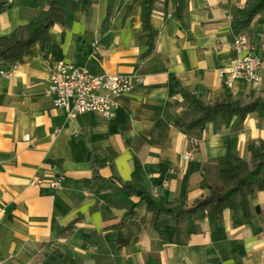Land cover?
Returning a JSON list of instances; mask_svg holds the SVG:
<instances>
[{"label": "crops", "instance_id": "1", "mask_svg": "<svg viewBox=\"0 0 264 264\" xmlns=\"http://www.w3.org/2000/svg\"><path fill=\"white\" fill-rule=\"evenodd\" d=\"M129 1L91 0L84 9L83 0H69L48 30L46 55L34 43L15 65L0 66L9 71L0 74V264H264V191L249 198L251 218L241 225L224 209L218 221L197 212L180 227L174 215L147 206L192 205L206 162L248 159V145L264 141V117L255 113L242 122L233 117L218 132L206 121L200 140L177 126L188 112L184 90L204 103L264 92V63L257 84L229 85L218 74L238 58L239 33L264 61L263 34L234 23L246 0H185L181 18L171 0H156L151 52L141 0ZM0 6V36H9L36 20L45 0ZM54 61L127 75L133 87L110 118H69L44 92ZM34 176L60 178L61 187L34 186Z\"/></svg>", "mask_w": 264, "mask_h": 264}, {"label": "trees", "instance_id": "2", "mask_svg": "<svg viewBox=\"0 0 264 264\" xmlns=\"http://www.w3.org/2000/svg\"><path fill=\"white\" fill-rule=\"evenodd\" d=\"M133 1L130 0L127 6L129 7ZM155 1L141 0L140 4V20L147 36L148 52H151L157 35V31L150 23ZM171 1L176 7V17L181 18L186 6L185 0ZM68 2L69 0H45V7L36 20L19 26L16 33L0 36V66L15 65L34 43H38L41 52L46 55L51 41L48 30L64 17ZM90 2L91 0H83L84 9ZM2 10L0 6V12ZM234 23L240 30H246L252 25L257 31L264 33V0H246L245 6L237 9ZM182 104L188 107V112L177 121V126L182 128L189 138L196 140L202 138L203 124L206 121L212 122L214 131L218 132L223 126H228L233 117L237 122H242L251 113L260 118L264 117V94L249 96L226 94L222 99L204 103L191 92L184 90ZM247 150L248 159L217 157L206 162L200 182V189L203 192L192 205L174 210L169 207H156L148 201V208L155 213L174 215L180 227L197 212L210 213L218 221L224 209L230 210L234 225L246 223L251 218L249 198L258 191H264V141L249 144ZM140 169L139 163H136L132 172L133 183L137 181ZM122 187L127 188L129 192L133 190L128 184ZM133 210V206L128 208L127 214H133ZM255 211L260 212L258 206Z\"/></svg>", "mask_w": 264, "mask_h": 264}, {"label": "built area", "instance_id": "3", "mask_svg": "<svg viewBox=\"0 0 264 264\" xmlns=\"http://www.w3.org/2000/svg\"><path fill=\"white\" fill-rule=\"evenodd\" d=\"M5 1L8 4L12 2V0ZM233 48L239 56L232 65L219 70V77L229 85L235 80L257 84L260 81L259 70L263 61L255 54L247 34L239 33L234 39ZM48 71L45 95L51 99L55 108L64 109L69 118L85 112H98L110 118L117 108V99L133 87L130 76L123 74L94 75L82 66L64 61L52 62ZM0 74L8 76L9 71L0 70ZM136 80L141 81L142 79L136 77ZM45 183L57 189L61 187L60 178L46 182L34 176L30 180V184L34 186H42Z\"/></svg>", "mask_w": 264, "mask_h": 264}, {"label": "rangeland", "instance_id": "4", "mask_svg": "<svg viewBox=\"0 0 264 264\" xmlns=\"http://www.w3.org/2000/svg\"><path fill=\"white\" fill-rule=\"evenodd\" d=\"M245 4H246V2H245ZM245 4H244V6H245ZM243 6V7H244ZM247 30V32L250 34V35H252L253 37H255V36H257V35H259V34H263L262 36V42H264V33H262V32H259V31H257L252 25L248 28V29H246ZM264 52V51H263ZM263 63H264V61H263ZM262 63V64H263ZM250 94H254V95H263L264 94V92H262V93H254V92H252V93H250ZM249 94V95H250ZM249 95H247V96H249Z\"/></svg>", "mask_w": 264, "mask_h": 264}]
</instances>
